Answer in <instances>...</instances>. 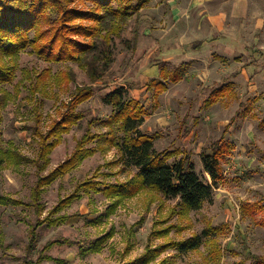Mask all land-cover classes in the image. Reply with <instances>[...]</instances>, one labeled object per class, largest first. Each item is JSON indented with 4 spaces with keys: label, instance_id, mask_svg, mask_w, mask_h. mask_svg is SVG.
I'll return each mask as SVG.
<instances>
[{
    "label": "rangeland",
    "instance_id": "374dc122",
    "mask_svg": "<svg viewBox=\"0 0 264 264\" xmlns=\"http://www.w3.org/2000/svg\"><path fill=\"white\" fill-rule=\"evenodd\" d=\"M65 1L79 10L93 9L90 3ZM46 15L56 19L49 12ZM167 15L166 0H150L142 9L129 13L119 30L101 32L98 38L110 65L97 82L90 80L81 63H48L30 48L15 59H4L13 79L0 86V149L12 150L14 158L0 155V264H122L144 254L147 247L186 241L204 231L209 235L201 237L197 250L180 253L172 245L150 264H254L252 258L256 257L264 261V74L256 75L252 86L240 79L235 90L212 105V89L202 88L192 74L178 84L160 81L166 91L158 93L159 83L141 82L136 65L141 52L150 48L152 37L166 28ZM33 35L34 31L29 33V37ZM122 87L124 98L143 108L139 131L153 140V149L176 153L169 163L185 158L210 184L201 157L210 154L220 141L226 145L220 161L222 179L213 187L212 199L200 210L181 216L177 199H164L156 191L144 189L124 200L110 218L99 220L107 200L99 192L80 191L81 197L62 212L71 218L60 226L37 228L31 242L30 230L37 218L43 219L78 184L92 180L106 187L125 183L136 174L135 168L118 162L119 151L104 140L108 133L115 142L123 139L117 123L108 125L114 108L104 100ZM83 89L90 90L89 97L76 104L74 96ZM71 99L76 104L73 113L82 119L60 136L42 175L65 161L87 131L103 138L86 146L94 150L93 156L44 190L43 212L38 216L25 205L30 203L37 178L32 161L38 151V135L49 136ZM168 226L172 228L166 238L156 234ZM110 231L112 237L94 253L91 245ZM57 239L71 243L43 250Z\"/></svg>",
    "mask_w": 264,
    "mask_h": 264
},
{
    "label": "trees",
    "instance_id": "16d2710c",
    "mask_svg": "<svg viewBox=\"0 0 264 264\" xmlns=\"http://www.w3.org/2000/svg\"><path fill=\"white\" fill-rule=\"evenodd\" d=\"M69 1L74 2L75 0ZM78 1L82 2L83 5L90 3L93 9L79 10L70 7L65 0H0V86L9 84L13 79L12 71L6 67L4 59H15L20 52L27 48H30L36 56L48 63H81L86 68L90 80L99 81L109 68L110 57L104 56V50L101 48L103 43H100L98 35L109 30H119V25L128 20L129 13L134 9H142L150 0ZM46 12L55 15L56 19L51 20ZM44 26L47 29L42 31ZM33 31V37H29V33ZM90 39L92 41L89 42ZM183 75V70L172 72H168L166 69L161 70L164 81L171 83L177 82ZM55 81L60 83L62 79L56 78ZM156 88L158 93L166 91L165 84L157 85ZM77 91L74 96L76 104L89 97V89ZM224 93V89L213 92L212 103L222 98ZM124 94L125 89L122 87L104 98L105 102L114 108V118L108 120V125L117 123L123 133V139L120 142H115L112 134L108 133L109 138L104 140L113 144L119 151L120 159L118 162H122L125 167L135 168L136 174L125 183L106 187L104 184L92 180L78 184L70 195L59 199L43 219L37 218L35 224L31 226V242L36 238L35 231L37 228L60 226L71 218L70 215L62 212L73 201L81 197L80 191L89 192L93 190L101 193L107 200L108 206L99 220L110 218L124 200L136 196L144 189L154 190L164 199H177V204L181 209L178 215L181 216L200 210L205 202L212 199L213 187L222 179L220 161L227 152L226 145L220 141L215 144L210 154L201 157L204 172L211 180L209 184L194 171L193 165L188 163L185 158L181 157L177 161L169 163V160L176 155L175 152L157 153L153 149V140L139 131L145 114L143 108L134 100H126ZM73 104V99H71V103L64 106L63 111L59 114V119L54 122L50 129L49 136L38 135V151L36 158L32 161L37 178L31 189L30 203L25 204L31 207L38 216L43 212L41 197L44 190L55 180L72 171L77 164L93 156L94 150L86 148V146L94 139L101 141L103 138L100 137L102 135H93L87 131L76 143V148L65 161L46 175H42L47 167L48 156L58 146L60 136L66 133L70 125L82 119V115L73 113V108L76 105L73 106ZM52 137L54 139L48 141ZM0 155L3 156L2 158H14L10 149L6 151L0 149ZM11 203L18 206L24 205L18 201H11ZM170 228L172 227L168 226L163 231H157L156 234L166 238ZM208 235V231L202 233V236ZM202 236L194 235L186 241L175 244L168 242L163 246L147 247L144 254L122 264L153 263L161 250L172 245L180 253L195 251L200 246ZM111 237L112 232L110 231L97 239L90 249L94 253H98L102 245ZM70 243L66 240L57 239L48 242L43 250L54 245ZM252 259L254 264L264 263L257 257Z\"/></svg>",
    "mask_w": 264,
    "mask_h": 264
},
{
    "label": "crops",
    "instance_id": "0c3cea01",
    "mask_svg": "<svg viewBox=\"0 0 264 264\" xmlns=\"http://www.w3.org/2000/svg\"><path fill=\"white\" fill-rule=\"evenodd\" d=\"M166 4V28L152 37L136 65L141 82L160 85L165 82L162 69L183 70V79L170 84L192 74L202 88L212 89V105L235 90L240 79L252 86L256 75L264 74V0H166ZM221 89L224 96L212 103V93Z\"/></svg>",
    "mask_w": 264,
    "mask_h": 264
}]
</instances>
